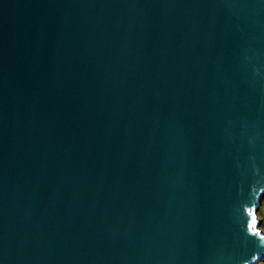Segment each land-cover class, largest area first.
I'll use <instances>...</instances> for the list:
<instances>
[{
	"label": "water",
	"instance_id": "obj_1",
	"mask_svg": "<svg viewBox=\"0 0 264 264\" xmlns=\"http://www.w3.org/2000/svg\"><path fill=\"white\" fill-rule=\"evenodd\" d=\"M264 0H0V264H258Z\"/></svg>",
	"mask_w": 264,
	"mask_h": 264
},
{
	"label": "rangeland",
	"instance_id": "obj_2",
	"mask_svg": "<svg viewBox=\"0 0 264 264\" xmlns=\"http://www.w3.org/2000/svg\"><path fill=\"white\" fill-rule=\"evenodd\" d=\"M258 218L260 219V221H261V225H260V227H261V229H262V231H263V233H264V199L262 200V205H261V207L259 208V212H258ZM258 264H264V262H259Z\"/></svg>",
	"mask_w": 264,
	"mask_h": 264
},
{
	"label": "crops",
	"instance_id": "obj_3",
	"mask_svg": "<svg viewBox=\"0 0 264 264\" xmlns=\"http://www.w3.org/2000/svg\"><path fill=\"white\" fill-rule=\"evenodd\" d=\"M259 212V211H258ZM259 216V215H258ZM260 220V219H259ZM262 223H261V221H260V225H261ZM261 228V227H260ZM262 230V229H261Z\"/></svg>",
	"mask_w": 264,
	"mask_h": 264
}]
</instances>
